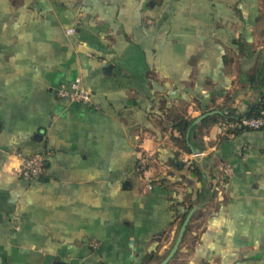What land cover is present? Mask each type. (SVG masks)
Returning <instances> with one entry per match:
<instances>
[{
    "label": "crops",
    "instance_id": "crops-1",
    "mask_svg": "<svg viewBox=\"0 0 264 264\" xmlns=\"http://www.w3.org/2000/svg\"><path fill=\"white\" fill-rule=\"evenodd\" d=\"M261 5L0 0V264H159L193 208L167 264H264V129L175 126L255 102Z\"/></svg>",
    "mask_w": 264,
    "mask_h": 264
},
{
    "label": "built area",
    "instance_id": "built-area-1",
    "mask_svg": "<svg viewBox=\"0 0 264 264\" xmlns=\"http://www.w3.org/2000/svg\"><path fill=\"white\" fill-rule=\"evenodd\" d=\"M68 34L72 33V29H67L66 31ZM56 95L60 98H67L72 102H82L87 103L90 101V90L86 89L79 77L75 78L74 81L69 85L66 86H59L56 90ZM224 130L227 129H235V128H246L257 130V129H264V113H261L258 116H251V117H240L236 120L230 122L225 127H222ZM204 155V152L197 151L190 155L191 158H198ZM20 157V165L16 169L17 172L27 180H38L44 173V166L45 165V155L43 154H31L28 156H21ZM150 155L143 153L138 159V169L143 171L147 167V163L149 161ZM223 177H230L232 174L231 167L229 165L224 166L222 169Z\"/></svg>",
    "mask_w": 264,
    "mask_h": 264
},
{
    "label": "trees",
    "instance_id": "trees-1",
    "mask_svg": "<svg viewBox=\"0 0 264 264\" xmlns=\"http://www.w3.org/2000/svg\"><path fill=\"white\" fill-rule=\"evenodd\" d=\"M247 81H248L247 84L250 85V88L254 90L255 92H257V99L252 105H250L248 109H246V111L240 112V113L239 112L237 113L234 110H226L224 112L220 111L216 114L210 115L212 117L210 116L205 117L204 119H202V121L203 120L205 121L207 119L213 120L216 118L214 122L217 123L221 127H225L227 124L236 120L237 118L258 116L261 113H264V101H263L264 95L262 92V89L264 87V64H259L256 70L251 75H249V77H247ZM175 126L179 132V135H180L179 138H181V140L182 139L184 140L187 129L190 128L191 126L194 127L195 123H194V120H184ZM243 130H246V128L227 129L225 133L226 135H228L230 133H235L237 131H243ZM247 130H252V129H247ZM257 130H263V129H257ZM185 216L182 217L181 219L182 221L185 218Z\"/></svg>",
    "mask_w": 264,
    "mask_h": 264
},
{
    "label": "water",
    "instance_id": "water-1",
    "mask_svg": "<svg viewBox=\"0 0 264 264\" xmlns=\"http://www.w3.org/2000/svg\"><path fill=\"white\" fill-rule=\"evenodd\" d=\"M263 54H264V51H263ZM219 111H209V112H206L202 115H200L194 122L197 123L199 121H201L202 119H204L205 117L207 116H210L212 114H216L218 113ZM194 153L197 152L196 151H193ZM194 208L191 209L187 215L185 216L184 220L182 221L179 229H178V232H177V235L175 237V240H173V244L171 246V248L169 249V251L167 252V254L165 255V257L159 262V264H167L173 257L174 255L176 254L177 250H178V247L180 245V241H182V238H183V235H184V232L189 224V221L191 219V216L194 212Z\"/></svg>",
    "mask_w": 264,
    "mask_h": 264
},
{
    "label": "rangeland",
    "instance_id": "rangeland-1",
    "mask_svg": "<svg viewBox=\"0 0 264 264\" xmlns=\"http://www.w3.org/2000/svg\"><path fill=\"white\" fill-rule=\"evenodd\" d=\"M261 6H262V11L264 12V7H263L264 6V0H262V5ZM259 39H258V42H260L263 45L264 44V36L261 35V37ZM171 246H170V248H171Z\"/></svg>",
    "mask_w": 264,
    "mask_h": 264
}]
</instances>
